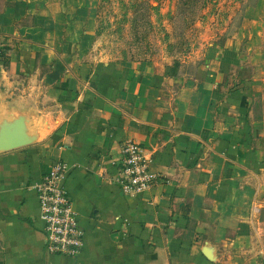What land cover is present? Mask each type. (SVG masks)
<instances>
[{
	"label": "crops",
	"instance_id": "1",
	"mask_svg": "<svg viewBox=\"0 0 264 264\" xmlns=\"http://www.w3.org/2000/svg\"><path fill=\"white\" fill-rule=\"evenodd\" d=\"M224 31L186 70L81 69L64 56L60 0H0V99L40 130L0 152V264H264V26ZM126 138L158 173L128 194L113 182ZM57 159L84 233L67 258L46 250L34 191Z\"/></svg>",
	"mask_w": 264,
	"mask_h": 264
},
{
	"label": "rangeland",
	"instance_id": "2",
	"mask_svg": "<svg viewBox=\"0 0 264 264\" xmlns=\"http://www.w3.org/2000/svg\"><path fill=\"white\" fill-rule=\"evenodd\" d=\"M174 8L175 0H60L64 56L81 69L98 60H137L184 64L186 70L201 61L209 41L227 33L224 28L232 31L252 18L264 26V0H203L182 28L174 26Z\"/></svg>",
	"mask_w": 264,
	"mask_h": 264
},
{
	"label": "built area",
	"instance_id": "3",
	"mask_svg": "<svg viewBox=\"0 0 264 264\" xmlns=\"http://www.w3.org/2000/svg\"><path fill=\"white\" fill-rule=\"evenodd\" d=\"M120 151L113 182L123 193L140 192L154 184L158 173L149 169V156L140 144L126 138ZM67 169L68 164L57 159L34 183L46 250L66 258L76 255L84 242L83 230L77 224L63 185Z\"/></svg>",
	"mask_w": 264,
	"mask_h": 264
},
{
	"label": "water",
	"instance_id": "4",
	"mask_svg": "<svg viewBox=\"0 0 264 264\" xmlns=\"http://www.w3.org/2000/svg\"><path fill=\"white\" fill-rule=\"evenodd\" d=\"M39 136L38 122L30 112L8 108L0 99V152L33 143Z\"/></svg>",
	"mask_w": 264,
	"mask_h": 264
},
{
	"label": "trees",
	"instance_id": "5",
	"mask_svg": "<svg viewBox=\"0 0 264 264\" xmlns=\"http://www.w3.org/2000/svg\"><path fill=\"white\" fill-rule=\"evenodd\" d=\"M202 1L203 0H175V8L172 16L174 26L178 25L182 28L189 23L200 8ZM3 48L6 47L4 46Z\"/></svg>",
	"mask_w": 264,
	"mask_h": 264
}]
</instances>
